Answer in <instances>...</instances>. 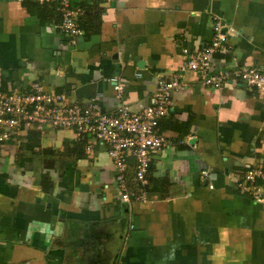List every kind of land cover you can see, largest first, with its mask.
Returning a JSON list of instances; mask_svg holds the SVG:
<instances>
[{
    "label": "crops",
    "instance_id": "crops-1",
    "mask_svg": "<svg viewBox=\"0 0 264 264\" xmlns=\"http://www.w3.org/2000/svg\"><path fill=\"white\" fill-rule=\"evenodd\" d=\"M71 6L82 10L75 45L54 28L55 5L0 0V91L39 81L109 115L140 113L153 78L209 45L216 20L234 30L217 66L264 73V0ZM181 80L157 127L171 144L152 155L144 202L117 199L105 148L86 150L89 136L52 128L0 145V264H264V204L233 183L245 164L264 165V106L243 83ZM28 132L38 148L23 146Z\"/></svg>",
    "mask_w": 264,
    "mask_h": 264
},
{
    "label": "built area",
    "instance_id": "built-area-1",
    "mask_svg": "<svg viewBox=\"0 0 264 264\" xmlns=\"http://www.w3.org/2000/svg\"><path fill=\"white\" fill-rule=\"evenodd\" d=\"M33 1L55 5L60 18L54 28L67 37L71 45L83 36L78 22L82 10L73 8L72 0ZM212 30L210 44L189 54L171 76L153 78L151 104L140 113L121 107L116 114L109 115L93 100L79 105L62 93L47 90L39 81L32 82L25 93L14 89L0 91V145H19L20 133L36 131L44 134L52 128L72 131L78 140L89 136L86 150L89 151L92 145L105 148L113 167L117 199L122 203L146 201L152 155L171 144L158 134L157 127L169 113L172 92L184 87L183 75L194 74L202 87L214 90L228 83L233 86L243 83L257 94L264 106V73L254 67H218L214 58L228 52L226 42L234 30L223 27L217 20ZM207 176V171L200 172V178ZM233 183L239 192L264 204V165L245 164L243 171L234 175Z\"/></svg>",
    "mask_w": 264,
    "mask_h": 264
},
{
    "label": "trees",
    "instance_id": "trees-1",
    "mask_svg": "<svg viewBox=\"0 0 264 264\" xmlns=\"http://www.w3.org/2000/svg\"><path fill=\"white\" fill-rule=\"evenodd\" d=\"M28 142L24 143V147H32V148H38V143H37V135L35 133H29L26 139ZM44 153V152H43Z\"/></svg>",
    "mask_w": 264,
    "mask_h": 264
},
{
    "label": "rangeland",
    "instance_id": "rangeland-1",
    "mask_svg": "<svg viewBox=\"0 0 264 264\" xmlns=\"http://www.w3.org/2000/svg\"><path fill=\"white\" fill-rule=\"evenodd\" d=\"M43 86H44V85H43ZM20 135H21L22 137H24L25 133H24V132H22V133H20Z\"/></svg>",
    "mask_w": 264,
    "mask_h": 264
}]
</instances>
